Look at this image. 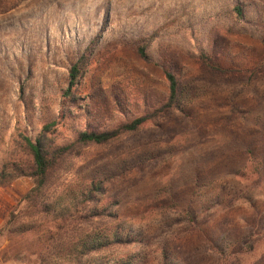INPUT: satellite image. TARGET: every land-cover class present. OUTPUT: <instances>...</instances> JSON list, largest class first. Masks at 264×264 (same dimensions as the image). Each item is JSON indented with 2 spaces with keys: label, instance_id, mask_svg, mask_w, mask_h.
I'll return each instance as SVG.
<instances>
[{
  "label": "rangeland",
  "instance_id": "obj_1",
  "mask_svg": "<svg viewBox=\"0 0 264 264\" xmlns=\"http://www.w3.org/2000/svg\"><path fill=\"white\" fill-rule=\"evenodd\" d=\"M22 135L70 147L0 185V264H264V0H0V171Z\"/></svg>",
  "mask_w": 264,
  "mask_h": 264
},
{
  "label": "trees",
  "instance_id": "obj_2",
  "mask_svg": "<svg viewBox=\"0 0 264 264\" xmlns=\"http://www.w3.org/2000/svg\"><path fill=\"white\" fill-rule=\"evenodd\" d=\"M150 38H147L145 42L140 43L137 46V52L140 57L145 61H150V58L146 52V48L150 43ZM199 58L201 61L207 65L209 68H217V64L213 62V60L206 56L205 54H200ZM86 65V55L83 53L76 62H74L69 68V85L68 90L74 86L78 78ZM165 78L168 83V95L166 102L160 106L157 110H155L151 114H147L144 116H140L135 118L129 123L124 124L121 129L123 131H133L135 130L140 124L144 121L150 119L151 117L155 116L157 112L169 109L174 107L178 102V83L174 73L170 70H166L164 72ZM54 124L45 125L44 130L46 131L47 128ZM120 130H82L79 132L77 140L80 143H96L101 144L108 142L114 139ZM22 139L29 150L30 159L27 162V166L25 168H20L18 166H13L10 170H1L0 171V185H3L5 182L9 181L10 179L14 178L15 176H28L31 177L33 181V188L32 192L40 193L43 190V187L48 181L50 171L53 166L57 163L59 158L64 155L66 151H68L70 146H59L54 148L53 150L49 149L46 146L44 141L40 136L32 140L29 136L22 135ZM91 193V189L89 190ZM89 197V196H88ZM91 198H87V201H90ZM86 201V200H85ZM91 212V211H90ZM62 227V226H61ZM101 237H93L90 240H84L82 243L84 251L81 252L82 255L88 253L91 250H95L100 248L104 245L103 241L100 240ZM118 239V238H117Z\"/></svg>",
  "mask_w": 264,
  "mask_h": 264
},
{
  "label": "built area",
  "instance_id": "obj_3",
  "mask_svg": "<svg viewBox=\"0 0 264 264\" xmlns=\"http://www.w3.org/2000/svg\"><path fill=\"white\" fill-rule=\"evenodd\" d=\"M19 264H26V263L25 262H23V263L20 262Z\"/></svg>",
  "mask_w": 264,
  "mask_h": 264
}]
</instances>
